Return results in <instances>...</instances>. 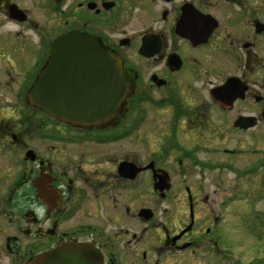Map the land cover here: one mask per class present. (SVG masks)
Returning <instances> with one entry per match:
<instances>
[{"label":"flooded vegetation","instance_id":"flooded-vegetation-1","mask_svg":"<svg viewBox=\"0 0 264 264\" xmlns=\"http://www.w3.org/2000/svg\"><path fill=\"white\" fill-rule=\"evenodd\" d=\"M74 31L120 58L114 108ZM251 130L264 0H0V264H225L223 174L264 181V147L238 169Z\"/></svg>","mask_w":264,"mask_h":264},{"label":"rangeland","instance_id":"rangeland-1","mask_svg":"<svg viewBox=\"0 0 264 264\" xmlns=\"http://www.w3.org/2000/svg\"><path fill=\"white\" fill-rule=\"evenodd\" d=\"M254 131L234 135L238 140V149L246 151L238 155V169L248 165L252 167L262 153L264 133ZM255 148L259 149L255 152ZM231 174H223L224 184L218 188L224 192L221 196L226 203L223 220L226 232L225 264H264V181H256L255 176L250 175L235 180ZM213 189L216 188L212 186ZM190 258H185L186 264H192ZM174 261L175 258L166 259L164 264H173Z\"/></svg>","mask_w":264,"mask_h":264},{"label":"water","instance_id":"water-1","mask_svg":"<svg viewBox=\"0 0 264 264\" xmlns=\"http://www.w3.org/2000/svg\"><path fill=\"white\" fill-rule=\"evenodd\" d=\"M64 41H66L67 45L78 46L79 49H81L82 54H89L90 58L88 61L98 63L97 70L100 72V77L104 78L109 83V87L114 90L113 101L110 102L111 108H114L123 98L124 95L121 88H123L127 82V74L122 70V62L120 58L115 53L109 52L102 46L97 37L90 34L74 31L68 33L59 40L60 43ZM107 71H110L111 75L107 76V74H105ZM107 78L109 79L107 80ZM238 90V93L243 95L245 88L238 85ZM35 94L39 100L37 103L41 108L46 105H50V108L53 111L57 108L59 102L54 97H52L50 101L44 100L45 86L43 74L39 77L35 85ZM76 104L83 103L76 102ZM99 110H101L100 104ZM98 117L100 118L101 116L98 115ZM237 124L240 127L247 128L253 126L255 122L253 117H240Z\"/></svg>","mask_w":264,"mask_h":264}]
</instances>
